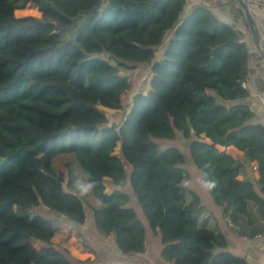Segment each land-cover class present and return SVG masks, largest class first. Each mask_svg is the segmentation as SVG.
Segmentation results:
<instances>
[{
  "label": "trees",
  "instance_id": "1",
  "mask_svg": "<svg viewBox=\"0 0 264 264\" xmlns=\"http://www.w3.org/2000/svg\"><path fill=\"white\" fill-rule=\"evenodd\" d=\"M28 2L40 16L15 15ZM249 61L235 26L197 0H0V264L87 262L54 242L55 220L32 213L39 204L70 224L90 221L124 253L145 250L146 221L171 264H248L223 231L198 224L202 199L181 185L187 157L155 138L180 132L213 204L263 233L264 125L241 101ZM139 63L150 89L125 109V71ZM103 107L123 110L109 122ZM117 144L138 159L141 215L114 183L126 171ZM250 163L259 177L239 178ZM77 181L93 187L82 193Z\"/></svg>",
  "mask_w": 264,
  "mask_h": 264
},
{
  "label": "crops",
  "instance_id": "2",
  "mask_svg": "<svg viewBox=\"0 0 264 264\" xmlns=\"http://www.w3.org/2000/svg\"><path fill=\"white\" fill-rule=\"evenodd\" d=\"M197 1L205 3L223 21L234 25L239 38L246 42L250 61L246 78L242 82L247 95L241 101L246 103L254 112V121L264 125V59L252 39L248 25L244 23V16L239 12L236 0ZM245 1L256 20L261 40L264 43V2ZM205 140L208 141L207 138ZM217 147L220 150L226 149L221 145H217ZM226 151L234 157L242 154V151L234 146L227 148ZM248 176H253L256 179L259 177L255 163L244 166L238 175L239 178ZM115 183L122 185V182ZM111 190L112 188L109 187L107 190L106 187V191L110 192ZM197 193L204 204L198 216V224L216 231H223L227 237L228 249L237 255H243L250 264H264V242L262 241L264 231L261 234L252 235L251 228L253 225L247 222L246 216L239 217L233 226H229L223 208L213 204L206 192V187L203 190L204 197L202 193ZM59 218L56 217V221ZM58 221L55 226L61 228ZM60 221L73 229V237L76 242L72 246L74 249L72 253L81 260H87L85 264H171L160 256V237L157 232L151 229L147 231L144 251L124 253L114 243L111 234L99 233L90 221L82 224H70L62 218ZM81 238L86 240V246L78 241Z\"/></svg>",
  "mask_w": 264,
  "mask_h": 264
},
{
  "label": "rangeland",
  "instance_id": "3",
  "mask_svg": "<svg viewBox=\"0 0 264 264\" xmlns=\"http://www.w3.org/2000/svg\"><path fill=\"white\" fill-rule=\"evenodd\" d=\"M41 12L38 9V6L34 2H28L24 7L18 8L15 10V15L16 16H40ZM83 21V18L81 20H76V25H74L73 30H65L64 31V36L68 37H74L75 36V29L78 27V25ZM74 23V24H75ZM73 31V33L71 32ZM68 37V38H69ZM168 35H166L164 43L166 42ZM163 43V44H164ZM164 45H161L158 49V55H160ZM125 73L129 77V80L131 81V89L128 90L126 93L122 95V104L123 108H128V104L130 103L132 99L133 93L137 92L138 90H144L146 92L150 88L149 80L151 78V73H149L148 69L141 63H139L138 67L135 69H130L126 70ZM103 109L107 112L108 115V120L109 122H112L113 120H118L122 110L123 109H114V108H106L103 107ZM155 141L159 144L161 148H166V147H177L180 149L187 157L186 161L182 164V167L184 168V171L188 175L186 182H182V188L184 189L185 193L186 190L190 187L194 189L195 191L202 193L204 190V181L200 177L199 169L197 166L192 162L189 156V150H188V145L185 142V140L182 139V136L180 132L177 133L175 139H165V138H155ZM115 154L122 155V158L125 163V173L123 174V180L122 185L124 188L131 193V200H132V205L137 209L139 214L141 215V210L139 205L137 204V201L135 197L132 195L131 191V185L132 181L135 178L136 172L138 170V159L136 157L127 155V154H121L119 150V144L115 147L114 150ZM66 158L61 156L56 159V163L59 166H63V163L65 162ZM115 183V182H114ZM120 183V182H118ZM107 190L108 188L112 187V185L107 181L105 182ZM204 197V196H203ZM32 213H38L44 217L52 218L54 219V224H61V228H56V234L54 236V242L60 246H65L69 249L70 253L74 252L73 245L76 242L75 238L73 237V229H71L70 226L66 225L63 221H60L61 217L56 221V217L53 213L52 210H49V208L44 207L43 204H39L34 210H32ZM89 216V215H88ZM90 219V217H89ZM145 222L147 231L150 229L149 224ZM159 236V235H158ZM79 242L83 246H86V240L81 238L78 239ZM73 243V244H72ZM36 245V244H35ZM73 254V253H72ZM89 261V260H88ZM88 264V263H87Z\"/></svg>",
  "mask_w": 264,
  "mask_h": 264
},
{
  "label": "water",
  "instance_id": "4",
  "mask_svg": "<svg viewBox=\"0 0 264 264\" xmlns=\"http://www.w3.org/2000/svg\"><path fill=\"white\" fill-rule=\"evenodd\" d=\"M239 9L242 11L243 16L247 22V25L249 27L252 39L258 49V51L260 52L261 56L264 59V43L261 40V36H260V32L258 30L257 24H256V20L253 17L247 3L245 0H236ZM264 242V239L262 240ZM248 264L249 261L247 260Z\"/></svg>",
  "mask_w": 264,
  "mask_h": 264
},
{
  "label": "clouds",
  "instance_id": "5",
  "mask_svg": "<svg viewBox=\"0 0 264 264\" xmlns=\"http://www.w3.org/2000/svg\"><path fill=\"white\" fill-rule=\"evenodd\" d=\"M206 186H207L208 188H212L214 185H213V183H211V182H206ZM76 187H77L82 193H85V192L89 191V190L93 187V185H92L91 183L85 185V184H82V183H80L79 181H77V183H76Z\"/></svg>",
  "mask_w": 264,
  "mask_h": 264
},
{
  "label": "built area",
  "instance_id": "6",
  "mask_svg": "<svg viewBox=\"0 0 264 264\" xmlns=\"http://www.w3.org/2000/svg\"><path fill=\"white\" fill-rule=\"evenodd\" d=\"M254 1H258V2H264V0H254ZM244 85V83H242V86ZM225 219H226V222L229 226H233L234 223L233 221L231 220V218L225 214Z\"/></svg>",
  "mask_w": 264,
  "mask_h": 264
}]
</instances>
